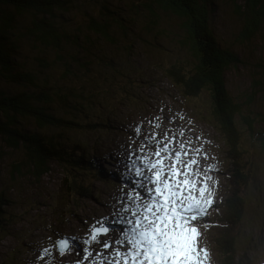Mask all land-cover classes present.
I'll use <instances>...</instances> for the list:
<instances>
[{
    "label": "rangeland",
    "instance_id": "374dc122",
    "mask_svg": "<svg viewBox=\"0 0 264 264\" xmlns=\"http://www.w3.org/2000/svg\"><path fill=\"white\" fill-rule=\"evenodd\" d=\"M106 1L108 7L117 11L116 19L122 31L114 34L113 45L97 44L94 51L100 52L86 83L92 94L89 100L83 101L84 109H80L81 117L77 118L81 126L65 132L63 137L64 145L75 144L79 155L100 171L84 167L76 172L50 162L49 173L32 182L26 176L12 174L11 163L16 154L11 156L0 145V196L7 201L2 210L6 222L0 233V264H75L79 259L75 252L64 256L56 253V237L83 238L97 224L112 222L115 228L105 239L117 238L121 231V226L114 223L120 218L118 210L126 203L127 195H135L126 189L135 186L133 172L125 167L130 163L129 152L139 150L144 134L153 133L157 134L153 145L167 133L169 140L175 137L170 149L179 151L180 143L184 142L188 151L185 159L197 161L191 167L195 173L191 177L193 182L183 189L181 204L185 208L197 204L204 210L191 222L197 227L196 264H211L216 258L212 235L205 236L202 222L210 203L205 196L208 189L215 195L223 191L225 194L224 173L231 164L225 159L226 144L214 127L218 121L209 93L202 89L183 97L165 76V68L169 65L183 63L187 69L186 61H192L189 50L178 45L183 38L180 21L173 14L158 10L157 24L148 26L144 12L132 5L136 0ZM212 1L217 8L210 22L217 40L242 60L241 65L226 74L228 92L233 97L242 95L245 98L253 94L252 78L264 87V67L260 64L264 61V53L254 38L246 42L239 39L242 20L234 12L230 0ZM236 3L240 5L243 0H236ZM90 10L94 18L97 17L96 6L86 5L73 9L69 15L59 16L58 21L75 26ZM159 31H163L164 36L153 40ZM113 68L120 69L125 76L114 72ZM47 76L52 75H41V78ZM83 79L80 78V83L85 84ZM56 82L53 76L48 84L54 87ZM247 107L253 117L259 113L264 115V97L257 95ZM88 124L93 126L88 127ZM236 125L241 139L237 168L246 177L239 189L246 211L239 226L229 229L237 236V250L232 260L234 264H264V150L256 136L249 134L238 119ZM262 130L260 118H256L255 131ZM209 138L208 152L202 148V142ZM136 155L141 153L137 151ZM76 178L84 186L91 187L88 196L82 197L66 188V182ZM122 183L127 184L126 188ZM80 245L82 249L84 245ZM93 247L99 248L98 245ZM94 264H102L101 259L97 258Z\"/></svg>",
    "mask_w": 264,
    "mask_h": 264
},
{
    "label": "trees",
    "instance_id": "16d2710c",
    "mask_svg": "<svg viewBox=\"0 0 264 264\" xmlns=\"http://www.w3.org/2000/svg\"><path fill=\"white\" fill-rule=\"evenodd\" d=\"M230 2L242 20L239 39L246 42L254 38L264 53V0H243L240 5L236 0ZM86 5L96 6L97 17L90 10L75 26L58 21L59 16ZM132 5L144 12L148 26L157 24L158 10L179 19L183 38L178 45L189 50L192 61H186L187 69L183 63L169 65L165 76L184 96L205 89L213 101V114L218 121L214 127L226 144L225 158L231 168L227 172L224 210L211 238L218 263L234 264L237 236L229 229L239 226L246 211L239 189L246 177L237 168L241 139L236 120L256 136L264 150V115L253 117L247 112L257 95L264 97V87L252 78L253 94L245 98L229 94L226 74L241 65L242 60L217 40L210 22L217 8L214 1L136 0ZM108 6L106 0H0V145L11 156L16 154L11 163L12 174L37 182L49 173L50 162L76 172L84 168V157L75 144L64 145L63 137L65 132L81 126L77 118L81 117L80 109H84L83 101L92 94L86 83L100 52L94 51L97 44L113 45L114 34L122 31L117 11ZM163 36V31H159L152 39ZM128 47L131 49L130 44ZM260 64L264 67V61ZM113 71L125 76L118 68ZM45 73L52 76L41 78ZM53 76L57 82L51 87L48 82ZM81 77L85 84L80 83ZM256 118H260L262 132L255 131ZM66 183L70 192L82 197L90 194L91 187L77 178ZM5 202L0 196V233L6 222L2 211Z\"/></svg>",
    "mask_w": 264,
    "mask_h": 264
},
{
    "label": "snow or ice",
    "instance_id": "6c2138e0",
    "mask_svg": "<svg viewBox=\"0 0 264 264\" xmlns=\"http://www.w3.org/2000/svg\"><path fill=\"white\" fill-rule=\"evenodd\" d=\"M136 131L139 134L141 129ZM156 135L144 134L139 150L129 152L125 167L134 174L131 191L135 195H127L118 210L120 218L114 223L121 226L119 236L102 240L110 228L93 227L83 238H61L57 242L61 256L72 252L73 242H78L84 247L77 251L75 264H94L97 258L102 264H196L197 227L191 222L204 210L197 204L182 207L181 198L193 182L191 167L197 161L185 159L184 142L179 151L170 149L175 137L169 140L167 133L153 145Z\"/></svg>",
    "mask_w": 264,
    "mask_h": 264
}]
</instances>
